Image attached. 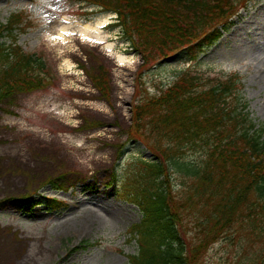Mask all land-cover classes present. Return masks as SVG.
Here are the masks:
<instances>
[{
	"label": "rangeland",
	"instance_id": "374dc122",
	"mask_svg": "<svg viewBox=\"0 0 264 264\" xmlns=\"http://www.w3.org/2000/svg\"><path fill=\"white\" fill-rule=\"evenodd\" d=\"M97 9L73 0H0V26L15 13L27 16L2 41L14 47L15 38L43 55L51 74L41 89L0 92V264H131L128 255L139 249L128 240L142 212L127 197V180L140 159L153 158L130 133L142 58L116 14ZM233 21L197 62L177 53L146 72L144 97L159 94L190 67L204 78L237 73L244 84L241 106L247 103L255 122L264 124V0H240ZM88 24L103 42L82 34ZM89 54L101 56L110 75L109 101L81 67L98 71ZM185 155L190 163L203 160L201 150ZM167 184L174 193L186 191L190 176L170 170ZM47 198L65 205L52 208ZM202 217L198 207L182 213L187 242L198 240ZM263 256L257 238L229 233L200 264H264Z\"/></svg>",
	"mask_w": 264,
	"mask_h": 264
},
{
	"label": "trees",
	"instance_id": "16d2710c",
	"mask_svg": "<svg viewBox=\"0 0 264 264\" xmlns=\"http://www.w3.org/2000/svg\"><path fill=\"white\" fill-rule=\"evenodd\" d=\"M73 1L97 6L95 13L116 12L118 25L142 58L130 133L153 158L140 159L127 180L132 187L127 197L142 212L128 232L139 248L128 255L131 264H200L203 254L229 233L255 237L264 250V124L255 122L247 103L241 106L242 77L204 78L190 67L159 94L143 93V75L152 67L177 53L197 62L231 29L240 0ZM26 20L23 12L15 13L0 26V92L10 96L41 89L51 79L43 55L24 51L15 38L14 47L2 41L5 32L13 35ZM89 55L100 63L101 56ZM81 67L109 101L113 86L102 63L96 73ZM188 150L203 151L202 162L187 161ZM170 170L190 176L187 192H173L167 184ZM46 200L52 208L65 205ZM191 207L203 215L193 243L185 240L181 218Z\"/></svg>",
	"mask_w": 264,
	"mask_h": 264
},
{
	"label": "bare ground",
	"instance_id": "6f19581e",
	"mask_svg": "<svg viewBox=\"0 0 264 264\" xmlns=\"http://www.w3.org/2000/svg\"><path fill=\"white\" fill-rule=\"evenodd\" d=\"M95 28L91 25V24H88L86 25L85 27H83L81 29L82 31V34L84 36H89V37H92L94 38V41L95 42H103V39H102V36H100V34H94ZM63 31H68V28H64ZM110 49V48H109ZM125 58L124 57H121V60H124Z\"/></svg>",
	"mask_w": 264,
	"mask_h": 264
}]
</instances>
